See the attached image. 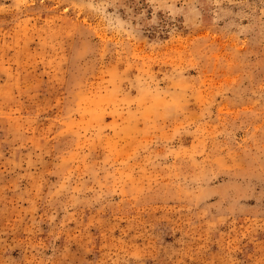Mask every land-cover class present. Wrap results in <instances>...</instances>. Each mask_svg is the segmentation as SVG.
Masks as SVG:
<instances>
[{
	"label": "rangeland",
	"instance_id": "rangeland-1",
	"mask_svg": "<svg viewBox=\"0 0 264 264\" xmlns=\"http://www.w3.org/2000/svg\"><path fill=\"white\" fill-rule=\"evenodd\" d=\"M0 264H264V0H0Z\"/></svg>",
	"mask_w": 264,
	"mask_h": 264
}]
</instances>
